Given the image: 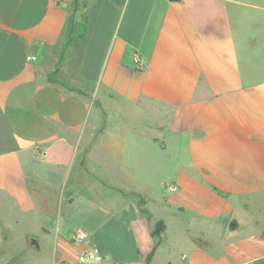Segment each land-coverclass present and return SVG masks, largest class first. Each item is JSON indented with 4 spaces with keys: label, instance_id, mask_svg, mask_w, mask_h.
<instances>
[{
    "label": "crops",
    "instance_id": "crops-1",
    "mask_svg": "<svg viewBox=\"0 0 264 264\" xmlns=\"http://www.w3.org/2000/svg\"><path fill=\"white\" fill-rule=\"evenodd\" d=\"M65 188L145 233L56 232L51 264H264V0H0V219Z\"/></svg>",
    "mask_w": 264,
    "mask_h": 264
},
{
    "label": "rangeland",
    "instance_id": "rangeland-1",
    "mask_svg": "<svg viewBox=\"0 0 264 264\" xmlns=\"http://www.w3.org/2000/svg\"><path fill=\"white\" fill-rule=\"evenodd\" d=\"M163 176L159 175L150 185L149 193L151 195L155 196L158 193L159 189L155 186ZM36 193L35 198L41 207L46 209L49 219L47 221L22 220L10 230H8L6 223L0 219V264H51L55 233L71 234L78 226L88 227L91 224H96L99 229L98 233H111V236L117 238V240H113L115 243H119L123 247L129 244V248L133 246V242L128 240L130 235L127 233H145L144 230L136 232L134 226L138 223L136 218L139 217V212L133 205L127 209L126 213H123L115 201L110 202L109 206L100 207L86 203L80 197L70 207L67 202L69 200L68 190L65 188L62 207H56L55 210V203L58 201L60 191L47 189L39 190ZM88 210H93V216L102 218L104 221H87ZM143 224L146 226L145 223ZM32 239H36L37 246L32 243ZM128 253L130 255L125 256V258H136L135 249Z\"/></svg>",
    "mask_w": 264,
    "mask_h": 264
},
{
    "label": "built area",
    "instance_id": "built-area-1",
    "mask_svg": "<svg viewBox=\"0 0 264 264\" xmlns=\"http://www.w3.org/2000/svg\"><path fill=\"white\" fill-rule=\"evenodd\" d=\"M134 62L140 67H144V63L142 62V60L139 59L138 56L136 55L134 57ZM170 189L175 190L176 187L172 185L170 186ZM88 237H89V233L84 228H78L74 233V239L77 244L87 243ZM80 259L83 261H99L101 260V256L93 250L82 249L80 251Z\"/></svg>",
    "mask_w": 264,
    "mask_h": 264
},
{
    "label": "trees",
    "instance_id": "trees-1",
    "mask_svg": "<svg viewBox=\"0 0 264 264\" xmlns=\"http://www.w3.org/2000/svg\"><path fill=\"white\" fill-rule=\"evenodd\" d=\"M139 204L142 206L143 201L139 200ZM142 213L148 216L150 219L152 217L151 213L148 211L147 208L141 207ZM166 224L163 220H157L155 222V228L152 231L153 235H161V233L165 230ZM195 242L199 243L200 245H204L205 243L201 239H195Z\"/></svg>",
    "mask_w": 264,
    "mask_h": 264
},
{
    "label": "water",
    "instance_id": "water-1",
    "mask_svg": "<svg viewBox=\"0 0 264 264\" xmlns=\"http://www.w3.org/2000/svg\"><path fill=\"white\" fill-rule=\"evenodd\" d=\"M238 228H240V223L236 217H233L232 220L230 221L228 230L234 231V230H237ZM32 243L35 244L36 246L38 245V242L36 241V239H32Z\"/></svg>",
    "mask_w": 264,
    "mask_h": 264
}]
</instances>
